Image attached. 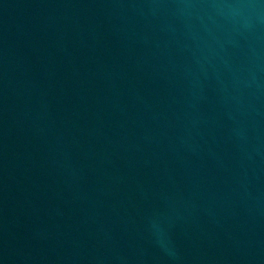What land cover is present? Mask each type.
Wrapping results in <instances>:
<instances>
[{"label":"water","instance_id":"water-1","mask_svg":"<svg viewBox=\"0 0 264 264\" xmlns=\"http://www.w3.org/2000/svg\"><path fill=\"white\" fill-rule=\"evenodd\" d=\"M0 264H264V0H0Z\"/></svg>","mask_w":264,"mask_h":264}]
</instances>
